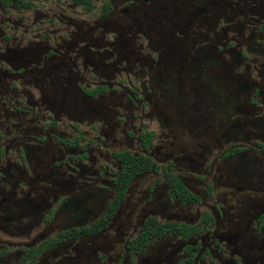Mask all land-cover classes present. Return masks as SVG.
I'll return each mask as SVG.
<instances>
[{
  "label": "flooded vegetation",
  "instance_id": "flooded-vegetation-1",
  "mask_svg": "<svg viewBox=\"0 0 264 264\" xmlns=\"http://www.w3.org/2000/svg\"><path fill=\"white\" fill-rule=\"evenodd\" d=\"M0 264H264V0H0Z\"/></svg>",
  "mask_w": 264,
  "mask_h": 264
}]
</instances>
